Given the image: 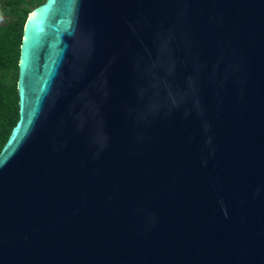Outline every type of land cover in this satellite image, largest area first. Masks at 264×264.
Listing matches in <instances>:
<instances>
[{"label":"water","instance_id":"obj_1","mask_svg":"<svg viewBox=\"0 0 264 264\" xmlns=\"http://www.w3.org/2000/svg\"><path fill=\"white\" fill-rule=\"evenodd\" d=\"M0 149V264H264V0H44Z\"/></svg>","mask_w":264,"mask_h":264},{"label":"trees","instance_id":"obj_2","mask_svg":"<svg viewBox=\"0 0 264 264\" xmlns=\"http://www.w3.org/2000/svg\"><path fill=\"white\" fill-rule=\"evenodd\" d=\"M44 0H0V149L18 118L17 62L27 14Z\"/></svg>","mask_w":264,"mask_h":264}]
</instances>
